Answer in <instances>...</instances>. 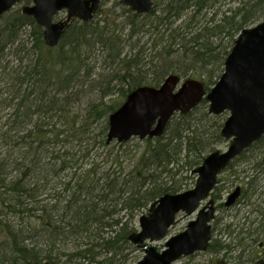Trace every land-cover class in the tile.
Returning <instances> with one entry per match:
<instances>
[{
  "label": "trees",
  "instance_id": "16d2710c",
  "mask_svg": "<svg viewBox=\"0 0 264 264\" xmlns=\"http://www.w3.org/2000/svg\"><path fill=\"white\" fill-rule=\"evenodd\" d=\"M109 9L74 20L56 48L19 9L0 19V264H130L139 217L184 189L179 165L192 173L215 151L202 123H215L219 141L224 122L203 100L134 151L107 143L109 116L170 75L209 92L239 33L264 19V0H159L144 16ZM263 144L238 158L245 185L264 179V153L248 156Z\"/></svg>",
  "mask_w": 264,
  "mask_h": 264
},
{
  "label": "water",
  "instance_id": "95a60500",
  "mask_svg": "<svg viewBox=\"0 0 264 264\" xmlns=\"http://www.w3.org/2000/svg\"><path fill=\"white\" fill-rule=\"evenodd\" d=\"M104 0H32L21 12L43 30L45 45L56 48L74 20L90 22ZM131 12L144 16L154 9L155 0H118ZM174 2L176 0H165ZM22 0H0V18ZM65 13L64 20H57ZM208 103L212 116L229 114L221 129V138L231 141L226 151L215 150L193 171L197 175L193 189L165 194L154 201L139 218V230L129 240L144 252L137 264H174L182 258L205 251L209 246L212 222L216 216L209 200L219 175L244 152L264 137V20L243 29L225 60L224 72L217 84L206 92L202 82L167 77L159 87L141 86L132 91L124 103L109 116L107 143H126L138 138L161 137L176 114L186 115L202 101ZM237 189L228 199L231 206L239 197ZM204 203L206 205L202 206ZM183 213L196 219L187 228L168 239L164 250L149 243L164 240Z\"/></svg>",
  "mask_w": 264,
  "mask_h": 264
},
{
  "label": "flooded vegetation",
  "instance_id": "af4514ba",
  "mask_svg": "<svg viewBox=\"0 0 264 264\" xmlns=\"http://www.w3.org/2000/svg\"><path fill=\"white\" fill-rule=\"evenodd\" d=\"M248 181L250 185H245L237 179L233 191H228L226 199L220 204L217 202L222 197L216 195L218 188L215 187L210 199L214 202L216 213L235 209L232 217L236 221L231 226L220 227L225 222L222 218L217 220L212 225L211 242L206 250L182 258L175 264H264V179ZM237 189L239 197L227 206L229 197ZM223 235L230 236L232 243L223 242Z\"/></svg>",
  "mask_w": 264,
  "mask_h": 264
},
{
  "label": "rangeland",
  "instance_id": "374dc122",
  "mask_svg": "<svg viewBox=\"0 0 264 264\" xmlns=\"http://www.w3.org/2000/svg\"><path fill=\"white\" fill-rule=\"evenodd\" d=\"M156 1H159V0H155V2ZM31 3H32V0H23L22 5H30ZM116 3H118V0H105V1L102 2L100 8H103L104 12H106L107 9H108V11H110L109 8H111ZM22 5L16 7V10L17 9L20 10ZM160 10H162V8H160ZM114 15L115 14H113V17H115ZM64 19H65V13H61L59 15V17L57 18V20H64ZM0 24H1V20H0ZM28 33H29V28H26V30L24 31V36H23L24 40H27L26 38L28 37ZM11 60H12L11 58H9V59L7 58L6 60H4L3 63L7 64V61H11ZM115 98H116V96H115ZM107 101H109V100H107ZM210 116H212V115H210ZM228 116H229V114L225 113V114H223L221 116H217V117L216 116H212V117L217 118L215 122L220 125L223 122L225 123V121L227 120ZM202 124H203V128L202 129L205 130V132L208 134L207 138L210 139L209 142H210V144H212L214 150H221L222 152L226 151L228 149L231 141L227 142L224 139H222L221 136H220L221 140H219V141H217V139L215 137H211V135L213 134L212 131L215 128H217L214 125L215 123H208V124L207 123H202ZM212 126H215V127L212 128ZM210 127H211V129H208ZM139 142H141V140H139V139H132L131 141H129V143H131L132 145L134 143H138V144H142L143 145V143H139ZM136 145L132 146V147L135 146L133 148L134 151H136L138 149V147H136ZM259 147H261L259 152H257V153L255 152L254 154H250V155L248 154V156L255 157L256 155H258L261 152L264 153V144L260 145ZM245 153H247V152H245ZM205 156L207 157L208 154L207 155L205 154ZM248 156H245V157H248ZM250 157H248V158H250ZM261 157H263V156H258V159H260ZM245 163L246 162L244 160L243 161H238V159H236L235 160V164L229 170L227 169L224 173H222L219 176V182L220 183H218V185H217L218 190H217V194L216 195L217 196L219 195L222 198H219L217 203H219V204L223 203L224 199H226V193L228 191H233V189L235 188V186L233 185L234 182L237 180V178H242L244 169L247 168V165H245ZM174 173H177V175L175 176V179H174L175 182H177L179 184L182 183V181L184 182V187H183L184 189L180 193L188 191V190H191V189H193L195 187L196 181H197V175H194L193 172L192 173H187L186 170L184 169V167H182V165H179V169L175 170ZM255 174L256 173H254V175ZM261 178H263V176ZM147 212H148V210L145 211L144 214H146ZM235 212H236L235 209H232V210H230L228 212L227 211H219V212H217L216 213V220L212 223V225L214 223H216L217 220L222 218L224 220L225 224L219 225L220 227L228 225V224H229V226H231V224L232 223L234 224V221H236L235 217H232L233 214L235 215ZM196 216H197V213L193 214L192 216H185L182 213L179 214L178 217H177V220H178L177 224L173 228H171L169 230L167 237L164 240H162V241L149 243V244L151 246L157 247L159 251H163L166 241L168 239H170L171 237H173L175 235H178L179 233L183 232L187 228V225L191 221L196 219ZM217 227H218V224H217ZM137 229L139 230L138 222H137ZM231 230H232V228L230 227V231ZM222 240H223V242L232 243V239L230 238V236L223 235ZM144 256L145 255H144V252L142 250L138 249L136 246L133 247V250L131 251V256H130V259H131V263L130 264H137L139 261H141L144 258Z\"/></svg>",
  "mask_w": 264,
  "mask_h": 264
}]
</instances>
